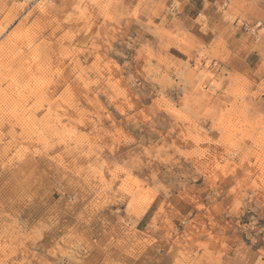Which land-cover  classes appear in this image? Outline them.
I'll use <instances>...</instances> for the list:
<instances>
[{"label":"clouds","instance_id":"1","mask_svg":"<svg viewBox=\"0 0 264 264\" xmlns=\"http://www.w3.org/2000/svg\"><path fill=\"white\" fill-rule=\"evenodd\" d=\"M15 6L36 40L3 26L0 69L37 73L45 44L51 66L47 87L0 96V264H93L94 249L103 264H264V225L237 219H264V0Z\"/></svg>","mask_w":264,"mask_h":264},{"label":"rangeland","instance_id":"2","mask_svg":"<svg viewBox=\"0 0 264 264\" xmlns=\"http://www.w3.org/2000/svg\"><path fill=\"white\" fill-rule=\"evenodd\" d=\"M18 4L20 3H17V5ZM13 13L16 17V21L14 25L11 27L10 33L13 31H17L19 33V36L22 42H25V43L31 42L34 44L36 40V36L25 31L23 26L21 25L20 18L21 16L24 15V12H22L21 9L16 6V10ZM10 21L13 22V20H10ZM5 22L8 23L9 20H5ZM46 35L47 33H41V38H43V36H46ZM91 36H92L91 33H89L88 36H85L82 33L79 37L76 38V40L73 43L82 52L86 51L87 49L91 47V43H92ZM46 47H47L46 44L41 45V47L39 48L34 47L33 50L31 51V56L33 57V60L35 64L37 65V73H33L27 78L25 77V74L21 71L19 63H17L16 61H11L8 64L7 69H0V96H3L5 94V90L8 88L9 84L14 85L20 91H23L25 89H31L33 87L43 89L48 86L47 81L43 79L44 74L47 73V71L49 70L51 66L48 63V61L45 59L44 55L42 54L43 51H46ZM169 52L172 57H178L181 60L187 59L184 53L180 51L178 48L169 49ZM252 55L256 56L257 60L259 59L258 54L253 53ZM88 63L91 64L92 60L90 59ZM68 71H70V69ZM141 103L143 104V101H141ZM144 107L145 108L151 107V100H149V103L145 104ZM43 115H44L43 110L36 111L35 119H42ZM28 116L29 114L27 113L22 114L21 121L28 119ZM156 120L160 126L170 124L171 122V119L167 118L164 113H158L156 115ZM195 185L197 189V194L200 196L201 200L206 202L207 194L199 191L205 185V179L201 177L200 179L195 181ZM51 199L59 200L60 193L53 192ZM172 206L177 208V210L181 213L182 216L191 212L192 216L194 217L196 213L199 212V209L194 208L192 204L187 203L184 200H180L178 193L176 194V199H175V202L172 203ZM121 207L122 208L126 207V205H122ZM139 207L140 206L138 205L137 210H139ZM156 210H157V204L154 202L152 207L148 209V212L145 213L144 219H149L150 218L149 214H154ZM253 217L257 219L258 224L264 225V219H261L257 212L245 211L244 215L241 217H238L237 219L239 220L240 224H244V223H251V218ZM21 219L28 220V216L21 217ZM141 224H144L143 219L141 220ZM137 227L138 229H140V225H138ZM144 227H146V225H144ZM140 230H143V229H140ZM152 256H158V253L154 252L152 249H149L145 252L144 257H142V259L150 258ZM100 257L103 258V254L98 256V258Z\"/></svg>","mask_w":264,"mask_h":264},{"label":"crops","instance_id":"3","mask_svg":"<svg viewBox=\"0 0 264 264\" xmlns=\"http://www.w3.org/2000/svg\"><path fill=\"white\" fill-rule=\"evenodd\" d=\"M5 3H8V7L5 8L2 3H0V29L3 28V26L7 25L8 32L10 33L11 27L14 25L16 21V17L13 12L16 10L17 3H22L23 0H15V4L12 3V0H4ZM202 7V5H201ZM5 20H9L8 23L5 22ZM10 20H13L11 22ZM99 255H102L101 252L98 250H93L90 255L89 259L93 262V264H103V258H98Z\"/></svg>","mask_w":264,"mask_h":264}]
</instances>
